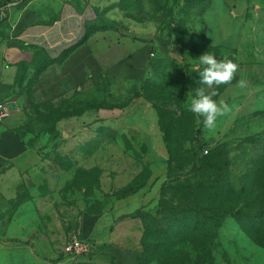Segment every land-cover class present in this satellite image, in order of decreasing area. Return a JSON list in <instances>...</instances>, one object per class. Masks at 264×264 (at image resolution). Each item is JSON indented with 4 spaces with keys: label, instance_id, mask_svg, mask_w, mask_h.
<instances>
[{
    "label": "rangeland",
    "instance_id": "374dc122",
    "mask_svg": "<svg viewBox=\"0 0 264 264\" xmlns=\"http://www.w3.org/2000/svg\"><path fill=\"white\" fill-rule=\"evenodd\" d=\"M184 1L116 2L119 10L111 16L153 23L158 35L166 41V49L155 54L150 78L135 82L100 77L77 92L69 104L42 119L53 123L72 109L91 111V138L98 133L99 122L104 123L100 116H115L116 122L108 125L107 134L117 136L118 140L106 144L105 152L95 158V162H103L108 174L111 173L106 207L128 193L145 190V196L152 194L154 199L145 201L138 211L157 219H145L153 232L159 228L171 231L178 228L179 222L169 221L176 206L185 208L182 217L188 220L184 226L188 230L198 228L197 220L211 216L215 212L211 210L226 206L245 208V218H228L220 229L212 223L206 224L204 234L196 233L194 243L175 246L172 254L163 258L164 264H264V220L254 219L258 212H264V0H189L185 4ZM200 3L203 5L199 6ZM109 13L98 12L97 28H117L126 33L127 26L112 21ZM184 23L187 33L182 40L168 39L170 33L182 31ZM216 48L221 50L218 59L227 57L239 64V78L216 97L217 101L224 99L231 112L219 117L213 129H206L202 118L187 107L190 96L194 95L190 91L189 73L195 70L199 56ZM241 78L247 81L245 89L237 87ZM207 92L211 93L208 89ZM166 139L170 140L171 154ZM122 146L126 147L123 153ZM206 150L218 152L229 160L225 185L180 189L179 181L196 184L194 168L201 166ZM59 156L54 154L52 158L65 165L66 160ZM120 165L124 183L136 177L127 191L126 188L118 191L115 186L114 174L118 173L113 170ZM96 181L91 177L92 194ZM165 182L166 190L162 193ZM100 197L103 198L102 192ZM91 202L90 209L97 210V199ZM99 206L103 207V203ZM161 212H166V220L159 215ZM77 236L80 237L78 233ZM153 240L150 237L148 242ZM171 247L166 246V250ZM161 254L144 252L141 258L159 264L157 259ZM63 257L59 261L86 264L81 262L82 257ZM55 260L48 259L45 264H55Z\"/></svg>",
    "mask_w": 264,
    "mask_h": 264
},
{
    "label": "crops",
    "instance_id": "0c3cea01",
    "mask_svg": "<svg viewBox=\"0 0 264 264\" xmlns=\"http://www.w3.org/2000/svg\"><path fill=\"white\" fill-rule=\"evenodd\" d=\"M118 1L0 0V91L10 107L0 124V264H67L59 259L67 257L63 247L77 233L94 248L81 262L139 264L144 224L131 215L154 196L142 190L106 207L111 173L95 162L106 144L118 140L107 134L115 116H100L104 123L91 138V111L57 121L56 138L42 119L100 77L150 78L166 41L153 23L111 16ZM103 11L128 31L98 29ZM54 154L66 164L54 161ZM113 171L118 191L136 178L124 183L122 166Z\"/></svg>",
    "mask_w": 264,
    "mask_h": 264
},
{
    "label": "trees",
    "instance_id": "16d2710c",
    "mask_svg": "<svg viewBox=\"0 0 264 264\" xmlns=\"http://www.w3.org/2000/svg\"><path fill=\"white\" fill-rule=\"evenodd\" d=\"M189 0H185V3H188ZM203 4L200 3L199 6H202ZM2 6V5H1ZM0 6V7H1ZM205 11H202V15L204 14ZM182 31H175L173 33H170L168 35V39L170 40H177V41H181L182 38L184 37V35H186L187 33V27L186 24L184 23L182 26ZM93 31H91L92 33ZM195 43V41H194ZM211 54H213L214 56H216V58H220V53L221 50L216 48V49H210L209 51H207ZM206 53V52H205ZM151 67H153V62L151 64ZM189 78H190V91L194 94L195 93V89L198 87V83H199V73L196 72L195 70L189 73ZM239 78V74L237 72L234 80L232 81L231 84H226V85H220L219 87H213L211 89H208L210 92H217V94H221L225 91V89L231 85H233L234 83L237 82ZM217 96L213 97L214 99H216ZM71 99L66 100L65 102H63L59 108L64 107L66 104H69ZM59 108L57 109V111L59 110ZM54 110V109H53ZM83 111H75V110H71L70 113H68L65 116H61L57 119H55V121L52 122H45L47 123L48 127L50 128V133L52 135L53 138H56L58 136V132H56V123L57 121H60L64 118L73 116V115H77L79 113L84 112ZM52 123V126H51ZM160 126L161 128H163V124L161 122V118H160ZM166 133L167 135V130L166 132L164 131V134ZM166 143L168 144V148L171 154V143L169 139H166ZM195 171L197 173V182L195 185L190 184L188 182H182L179 181V188L180 189H194L193 186H197V187H212V188H219L222 185H225V180L227 178V175L229 173V169H230V162L229 160H227L225 157H223L221 154H219L218 152H208V154L203 155L202 156V163L201 166H195ZM166 182L163 184L161 191L162 193L165 192L166 190ZM129 187V186H128ZM125 191V189H124ZM126 191H127V187H126ZM137 193V191H133L131 193H128V195L124 196H130ZM211 211H215L211 216L207 217L204 216L202 220H197L196 222V226H199L196 229H191L188 230L186 229L184 226L187 224V218L182 217V213H185L186 210L185 208L181 207V206H176L175 208L173 207L172 211L170 212L171 214V218L169 219L170 222H179L178 223V228L174 229L173 231L171 230H166L164 228H159L157 230H155L156 232H153L152 228L150 227V225L146 224L145 219L146 218H151L154 220H157L155 218H153L150 214L144 212V211H138L135 214L131 215V217L133 218H140L144 224V236H143V240H142V246H143V252L142 253H146L147 255H150L151 253H162L161 255L158 256V263L159 264H164L163 262V258L165 257L167 259V255H171L172 251L174 250L175 246H181L184 245L186 243H194V237L196 236V233L199 234H204L205 232L203 231L204 226H206V224L208 223H212L213 225H215L216 229H220L222 227V225L224 224L225 220L228 218H236V219H243L246 216V210L245 208H233V207H228L226 206L225 208H220V209H216V210H211ZM160 216L164 217V219L166 220V212L163 213L161 212L159 214ZM256 216V215H255ZM168 217V216H167ZM256 221H263L264 220V212H258L257 216L254 218ZM198 234V235H199ZM251 237H253L256 241L259 242V240L257 238L254 237L253 234H249ZM150 237H154L153 243H149V238ZM168 241L171 242V244L168 243ZM166 246H172L171 249L169 248L168 250H166ZM141 253V254H142ZM140 254V256L138 257L139 260V264H153L155 263V260H148L146 262H144L142 260V255Z\"/></svg>",
    "mask_w": 264,
    "mask_h": 264
},
{
    "label": "clouds",
    "instance_id": "9594fccd",
    "mask_svg": "<svg viewBox=\"0 0 264 264\" xmlns=\"http://www.w3.org/2000/svg\"><path fill=\"white\" fill-rule=\"evenodd\" d=\"M198 58L199 63L195 71L199 73L201 86L197 87L194 95L190 96L187 107L196 117L202 118L203 126L206 129H213L217 119L230 113L231 108L224 99L221 98L217 101L213 98L218 95L217 92L213 91L209 94L207 89L231 84L239 71V64L227 57L217 59L216 56L209 52ZM237 87L245 89L247 81L241 78ZM199 122L201 121L198 120Z\"/></svg>",
    "mask_w": 264,
    "mask_h": 264
},
{
    "label": "built area",
    "instance_id": "2783aa9c",
    "mask_svg": "<svg viewBox=\"0 0 264 264\" xmlns=\"http://www.w3.org/2000/svg\"><path fill=\"white\" fill-rule=\"evenodd\" d=\"M17 6V4H14ZM10 114V107L8 101L2 96L0 91V124L6 120ZM208 150L204 153L208 154ZM93 245L89 242H86L81 237L75 236L71 238L64 247V254L73 257L80 258L90 256L93 253Z\"/></svg>",
    "mask_w": 264,
    "mask_h": 264
}]
</instances>
